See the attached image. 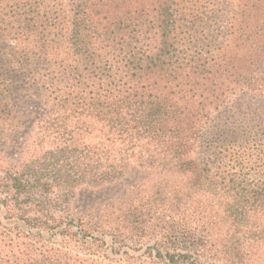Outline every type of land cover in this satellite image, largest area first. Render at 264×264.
I'll list each match as a JSON object with an SVG mask.
<instances>
[{
	"label": "trees",
	"instance_id": "1",
	"mask_svg": "<svg viewBox=\"0 0 264 264\" xmlns=\"http://www.w3.org/2000/svg\"><path fill=\"white\" fill-rule=\"evenodd\" d=\"M248 91L264 0H0V264H264Z\"/></svg>",
	"mask_w": 264,
	"mask_h": 264
},
{
	"label": "rangeland",
	"instance_id": "2",
	"mask_svg": "<svg viewBox=\"0 0 264 264\" xmlns=\"http://www.w3.org/2000/svg\"><path fill=\"white\" fill-rule=\"evenodd\" d=\"M230 1V0H229ZM232 105H240L244 110L247 108H252L251 109V115L248 116L249 114L246 113L244 117L238 116L237 114H234V111L231 113V117H234L236 119H247L250 117L252 119L259 118L260 119V114L262 115V119L264 120V92L260 93H255L252 91H248L244 94H239L235 95L233 97ZM253 105H258L262 107V111L259 113L258 111L254 112L253 109L255 106ZM260 133V132H259ZM14 149L11 151L12 153L10 154L12 157H16L18 153L21 151L22 147V141L20 138H15L12 140ZM135 171L131 172V177H129L131 180L133 178H136L139 175H136ZM122 187H117V188H111V189H102V190H96V189H90L87 187H83L77 192V199L75 201L76 208L78 211H85L89 210L93 207H97L99 202H104L109 196L113 194H117L120 192Z\"/></svg>",
	"mask_w": 264,
	"mask_h": 264
}]
</instances>
